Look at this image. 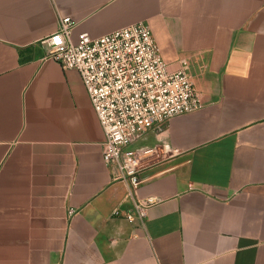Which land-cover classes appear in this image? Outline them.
Masks as SVG:
<instances>
[{
	"label": "crops",
	"instance_id": "0c3cea01",
	"mask_svg": "<svg viewBox=\"0 0 264 264\" xmlns=\"http://www.w3.org/2000/svg\"><path fill=\"white\" fill-rule=\"evenodd\" d=\"M66 16L74 42L146 22L202 100L127 148L160 199L143 222L80 74L47 56ZM0 264H264V0H0Z\"/></svg>",
	"mask_w": 264,
	"mask_h": 264
},
{
	"label": "built area",
	"instance_id": "2783aa9c",
	"mask_svg": "<svg viewBox=\"0 0 264 264\" xmlns=\"http://www.w3.org/2000/svg\"><path fill=\"white\" fill-rule=\"evenodd\" d=\"M75 25L69 16L59 18L58 29L45 39L47 56L80 74L105 131L104 162L130 184L133 208L125 216L143 222L160 199L135 196L141 157L127 148L153 127L202 108V100L185 69L169 68L146 22L95 38L82 33L79 42L72 40Z\"/></svg>",
	"mask_w": 264,
	"mask_h": 264
}]
</instances>
